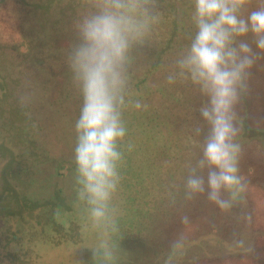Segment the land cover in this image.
Returning <instances> with one entry per match:
<instances>
[{"label": "trees", "instance_id": "trees-1", "mask_svg": "<svg viewBox=\"0 0 264 264\" xmlns=\"http://www.w3.org/2000/svg\"><path fill=\"white\" fill-rule=\"evenodd\" d=\"M97 2L0 0V129L7 128L3 134L8 138L0 142V264H63L69 259L43 258L36 248L42 240L34 218L49 205L64 203L59 199L77 196L75 123L82 97L67 53L76 42L77 23L95 10ZM156 3L161 20L149 41L134 51L129 68L122 117L127 132L121 146L120 180L112 196L113 204L134 206L135 211L166 198L170 186L184 179L206 131L197 111L201 97L196 89L183 81L170 85L165 79L193 31L192 0ZM259 4L260 0H249L248 10ZM9 59L11 64L6 65ZM253 95L259 97L251 102ZM261 106L264 109V55L253 67L248 94L238 107L244 110L243 128H250L249 121L257 117L248 113ZM61 124L69 138L64 146L51 138ZM21 187L29 192L41 188L42 195L24 194L23 201V194L17 192ZM13 195L19 207L6 204ZM25 200L28 205H23ZM199 232L201 245L208 228L202 226Z\"/></svg>", "mask_w": 264, "mask_h": 264}, {"label": "clouds", "instance_id": "clouds-1", "mask_svg": "<svg viewBox=\"0 0 264 264\" xmlns=\"http://www.w3.org/2000/svg\"><path fill=\"white\" fill-rule=\"evenodd\" d=\"M248 3L192 0L193 31L165 77L170 85L189 83L201 97L197 111L206 131L199 158L188 165L184 199L202 196L222 212L245 201L247 181L238 163L245 118L238 107L248 94L252 69L264 55V0L252 10ZM160 20L156 0H98L95 10L77 23V39L67 53L82 97L75 123L77 196L92 224L103 231H119L111 199L120 180L133 53L149 41ZM135 107H141L139 101ZM201 130L195 129L197 134ZM181 223L190 224L189 216H181ZM99 255L110 251L93 249V256Z\"/></svg>", "mask_w": 264, "mask_h": 264}, {"label": "rangeland", "instance_id": "rangeland-1", "mask_svg": "<svg viewBox=\"0 0 264 264\" xmlns=\"http://www.w3.org/2000/svg\"><path fill=\"white\" fill-rule=\"evenodd\" d=\"M11 60L6 65L11 64ZM258 97L253 95L251 102ZM254 107L258 108L259 105L254 103ZM238 111L244 117V110ZM259 111L248 113L257 117L249 121L250 128H242L240 133L241 152L238 163L240 174L247 181L243 204L222 212L202 196L191 201L185 200V173L184 179L179 180L174 187L170 186L172 190L166 198L148 203L146 209L135 211L134 206L130 208L128 205L121 206V203L113 204L111 199V207L119 226V231L112 233L92 224L87 206L78 196L75 199L72 196L57 198L56 201L59 199V202L64 203H58L60 206L49 205L34 218V222H38L34 223L37 226L36 233L42 240L37 250L46 261L52 258L64 261L69 257L63 264H211L209 260L215 259H218L217 264H261L262 261L264 264L262 106ZM63 124L57 127L58 132L51 133L52 140L61 146L69 140L65 136ZM4 132H7V128L0 129V142L6 143L8 138ZM203 140L198 150L195 149L198 156L196 159L201 154ZM69 189L68 195L71 194ZM41 191L38 187L31 192L21 187L17 192L23 194L24 201V194L40 196ZM51 199L50 203L54 201ZM25 201L23 205H28V201ZM6 204L12 208L19 207L17 195H13ZM131 209L132 212L127 213ZM183 215L189 216L190 224L181 223ZM202 226L208 228V233L205 234L203 245H200L199 230ZM104 241L107 242V248L104 247ZM65 243H69L68 246ZM93 249L99 253L110 251V255L94 257Z\"/></svg>", "mask_w": 264, "mask_h": 264}]
</instances>
